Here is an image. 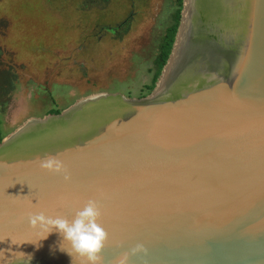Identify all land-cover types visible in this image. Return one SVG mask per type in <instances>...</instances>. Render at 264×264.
<instances>
[{
	"label": "water",
	"instance_id": "1",
	"mask_svg": "<svg viewBox=\"0 0 264 264\" xmlns=\"http://www.w3.org/2000/svg\"><path fill=\"white\" fill-rule=\"evenodd\" d=\"M88 199L104 264L137 243L148 255L129 264H264V0H182L148 95H88L3 138L0 264H80L29 214L71 218Z\"/></svg>",
	"mask_w": 264,
	"mask_h": 264
},
{
	"label": "rangeland",
	"instance_id": "2",
	"mask_svg": "<svg viewBox=\"0 0 264 264\" xmlns=\"http://www.w3.org/2000/svg\"><path fill=\"white\" fill-rule=\"evenodd\" d=\"M177 9L174 0H0V134L88 95H148Z\"/></svg>",
	"mask_w": 264,
	"mask_h": 264
},
{
	"label": "clouds",
	"instance_id": "3",
	"mask_svg": "<svg viewBox=\"0 0 264 264\" xmlns=\"http://www.w3.org/2000/svg\"><path fill=\"white\" fill-rule=\"evenodd\" d=\"M39 167L42 171L61 175L65 181L71 179L65 163L52 155H46ZM102 210L97 200L88 199L82 207L75 209L69 218L63 214L47 215L44 211L29 214L32 227L40 228L48 234L56 231L63 238V242L70 245L67 250L70 256L79 260L80 264H104L103 250L109 244V233L101 222ZM62 250L65 248L62 247ZM148 255V249L142 243H137L130 250L122 252L112 264H129L132 256ZM143 257H141L142 259ZM73 261V262H74Z\"/></svg>",
	"mask_w": 264,
	"mask_h": 264
},
{
	"label": "trees",
	"instance_id": "4",
	"mask_svg": "<svg viewBox=\"0 0 264 264\" xmlns=\"http://www.w3.org/2000/svg\"><path fill=\"white\" fill-rule=\"evenodd\" d=\"M178 6V9L173 14V23L166 29L165 34L161 38L158 48L157 54L153 60V67H154V75L152 80V86L149 87V91L151 92L155 86V83L161 73L163 66L165 65L168 56L170 54L174 37L177 31L179 19H180V11L182 8V0H174ZM62 110L61 109H51L49 110L48 114H59ZM3 138V135L0 134V142Z\"/></svg>",
	"mask_w": 264,
	"mask_h": 264
},
{
	"label": "flooded vegetation",
	"instance_id": "5",
	"mask_svg": "<svg viewBox=\"0 0 264 264\" xmlns=\"http://www.w3.org/2000/svg\"><path fill=\"white\" fill-rule=\"evenodd\" d=\"M107 0H100V2H106ZM113 31H115L114 28H112Z\"/></svg>",
	"mask_w": 264,
	"mask_h": 264
}]
</instances>
